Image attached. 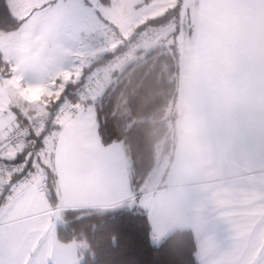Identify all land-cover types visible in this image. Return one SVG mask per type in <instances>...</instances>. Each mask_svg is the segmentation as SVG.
<instances>
[{
	"label": "snow or ice",
	"instance_id": "obj_1",
	"mask_svg": "<svg viewBox=\"0 0 264 264\" xmlns=\"http://www.w3.org/2000/svg\"><path fill=\"white\" fill-rule=\"evenodd\" d=\"M153 52L171 58L169 82L209 163L259 189L244 264H264V0H2L0 264H64L52 219L69 200L125 207L152 238L158 226L125 140L102 113L123 73ZM75 142L87 147L95 186L71 171ZM193 264H209L199 245Z\"/></svg>",
	"mask_w": 264,
	"mask_h": 264
},
{
	"label": "trees",
	"instance_id": "obj_2",
	"mask_svg": "<svg viewBox=\"0 0 264 264\" xmlns=\"http://www.w3.org/2000/svg\"><path fill=\"white\" fill-rule=\"evenodd\" d=\"M171 65L170 57L153 52L142 65L127 69L110 99H105L102 115L125 140L138 189L156 164L159 145L161 157L173 148L175 113L168 107L177 96L169 82ZM75 87L69 85L70 96ZM131 120L135 122L128 128ZM60 215L56 237L62 243L79 244V264H193L195 244L189 231L177 230L154 243L145 220L125 207L68 208Z\"/></svg>",
	"mask_w": 264,
	"mask_h": 264
},
{
	"label": "crops",
	"instance_id": "obj_3",
	"mask_svg": "<svg viewBox=\"0 0 264 264\" xmlns=\"http://www.w3.org/2000/svg\"><path fill=\"white\" fill-rule=\"evenodd\" d=\"M28 79L36 83L42 75H31ZM170 106L175 113L170 132L173 148L169 155L156 159L154 168L139 187L147 196L150 215L158 226L151 239L157 243L177 230L189 231L195 247L199 245L205 251L209 264H244L252 242L250 238L254 239L258 231L254 221L261 213L260 191L242 182L239 176L223 175L218 165H211L202 140L189 123L179 98L176 97ZM67 153L78 185L85 188L97 185L99 178L91 165L86 145L75 142ZM163 163L165 167L161 169ZM178 181L183 183L186 191L185 210L178 215H166L160 202L173 193ZM68 208L114 207L97 199H88L69 200L62 210ZM60 221L61 215L56 218L54 214L55 250L64 253V264H79V244L75 241L62 243L56 237Z\"/></svg>",
	"mask_w": 264,
	"mask_h": 264
},
{
	"label": "clouds",
	"instance_id": "obj_4",
	"mask_svg": "<svg viewBox=\"0 0 264 264\" xmlns=\"http://www.w3.org/2000/svg\"><path fill=\"white\" fill-rule=\"evenodd\" d=\"M161 210L166 215H178L186 207V191L181 181L177 182L175 190L160 202Z\"/></svg>",
	"mask_w": 264,
	"mask_h": 264
},
{
	"label": "rangeland",
	"instance_id": "obj_5",
	"mask_svg": "<svg viewBox=\"0 0 264 264\" xmlns=\"http://www.w3.org/2000/svg\"><path fill=\"white\" fill-rule=\"evenodd\" d=\"M117 2H119V0H117ZM42 78H43V76H42ZM168 110H169V112H170V110H171V106L168 107ZM160 149H161V144L159 145V147L157 148V151H156V153H157V158L160 157ZM164 167H165V165H164V163H163V165H161L160 168L163 169ZM158 176H160V175H158ZM55 251H56V250H55Z\"/></svg>",
	"mask_w": 264,
	"mask_h": 264
},
{
	"label": "built area",
	"instance_id": "obj_6",
	"mask_svg": "<svg viewBox=\"0 0 264 264\" xmlns=\"http://www.w3.org/2000/svg\"><path fill=\"white\" fill-rule=\"evenodd\" d=\"M91 43H95V41H91ZM124 50H126V49H124ZM98 63H102V61H100V62H98ZM75 92H74V94L72 95V96H69V99L70 100H74L75 99Z\"/></svg>",
	"mask_w": 264,
	"mask_h": 264
}]
</instances>
